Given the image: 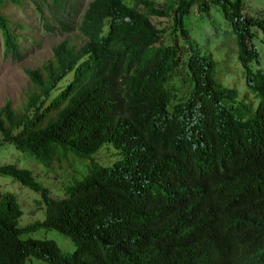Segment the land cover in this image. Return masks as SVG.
I'll list each match as a JSON object with an SVG mask.
<instances>
[{
    "label": "trees",
    "instance_id": "1",
    "mask_svg": "<svg viewBox=\"0 0 264 264\" xmlns=\"http://www.w3.org/2000/svg\"><path fill=\"white\" fill-rule=\"evenodd\" d=\"M195 1L87 0L77 21L74 0L37 1L44 26L74 27L82 41L64 37L23 68L33 89L21 111L2 101L0 137L44 164L57 147L90 157L103 142L119 157L91 160L59 197L31 168L1 163V174L38 191L43 217L18 225L15 194L0 191V264L27 256L46 264H264V68L251 41L256 29L264 33V17L242 13L241 0L197 1L204 11L216 4L235 34L253 95L244 102L215 79L211 56L189 35ZM152 15L167 17V29ZM28 27L0 11L5 51L20 55ZM37 228L56 229L73 248L24 236Z\"/></svg>",
    "mask_w": 264,
    "mask_h": 264
},
{
    "label": "rangeland",
    "instance_id": "2",
    "mask_svg": "<svg viewBox=\"0 0 264 264\" xmlns=\"http://www.w3.org/2000/svg\"><path fill=\"white\" fill-rule=\"evenodd\" d=\"M76 2L73 20L77 21L87 0H74ZM161 3L163 0H154ZM196 0L190 8L186 18L185 26L189 35L198 45L201 52L211 56L214 62V77L221 85L234 86L237 97L241 101H253L252 93L249 92L244 81L243 67L236 56L235 34L230 28L229 22L222 16L219 7L208 2V9L204 11L197 5ZM200 2V1H199ZM3 12L7 15L15 14L16 20L24 21L29 27L22 30L21 54L19 57L2 56L0 46V104L6 98L10 99L13 109L22 110V103L25 96L32 91L33 86L23 71L25 67L38 65L49 53L50 47L58 40L66 37L76 44L82 41L79 33L74 27L64 28L54 20L49 23L53 28L44 26V19L33 13L29 3L19 8L13 4L3 6ZM241 11L244 14L264 17V0H241ZM70 14V13H69ZM72 14H70L71 18ZM151 21L158 27L167 29L168 19L163 16H150ZM71 25V22H69ZM68 23V24H69ZM251 41L258 52L257 65L264 68V33L259 29L255 30ZM1 40V37H0ZM163 40L170 41L167 30L164 32ZM1 44V42H0ZM255 62L251 64L255 66ZM70 78V73L64 75L58 85L51 90L48 99L55 94ZM179 83V80H176ZM255 105V100L253 106ZM116 148L110 142H103L90 157H79L69 150L60 147L55 148L52 153V161L44 164L34 161L32 158L21 154L12 144L5 142L0 137V164L14 162L19 166L31 168V172L40 184L46 186L51 196L59 197L65 194L68 184L74 179L81 177L88 171L91 160L109 165L119 155ZM0 191H10L15 194L22 213L17 218L18 225H24L34 219L43 217V205L38 204L41 199L38 191L21 185L11 178L9 174L0 173ZM48 237L55 240L57 245L65 251L73 248L72 242L56 229L37 228L24 233V236ZM45 260L34 256L25 257L22 264H46Z\"/></svg>",
    "mask_w": 264,
    "mask_h": 264
},
{
    "label": "clouds",
    "instance_id": "3",
    "mask_svg": "<svg viewBox=\"0 0 264 264\" xmlns=\"http://www.w3.org/2000/svg\"><path fill=\"white\" fill-rule=\"evenodd\" d=\"M37 1H42V0H17L16 1V3H13V2H11V1H7V0H5V1H3L2 3H1V12L3 13V14H5L4 12H3V6H5L6 4H13V5H15V6H17V7H19V8H22V7H25L26 6V3H29V5L31 6V8H32V10H33V13H35L37 16H38V11L36 10V8L35 7H38V5H37ZM43 1H46V0H43ZM39 8V7H38ZM41 9V8H40ZM41 13H42V15L43 16H45V15H48L47 13H48V10L45 8V7H43L42 9H41ZM6 15V17L11 21V23L14 25V24H16L18 21H20V20H16V19H14L15 18V14H13L12 13V15H7V14H5ZM21 22H23L24 23V21H21ZM25 24V23H24ZM26 25V24H25ZM12 29H13V27L11 28V31H12ZM0 37H1V40H0V42H1V44H0V46H1V55L2 56H9V55H11V56H14V57H16L15 55H12L11 54V51H5V46H4V37H3V34H2V31H1V29H0ZM18 41H19V43H20V48H19V52H20V54H21V36H20V38L18 39ZM20 56V55H19ZM18 56V57H19ZM66 75V74H65ZM69 80V79H68ZM57 85H58V83H57ZM6 99H8V98H6ZM5 100V99H4ZM3 100V101H4ZM10 100V99H9ZM113 162V161H112Z\"/></svg>",
    "mask_w": 264,
    "mask_h": 264
}]
</instances>
